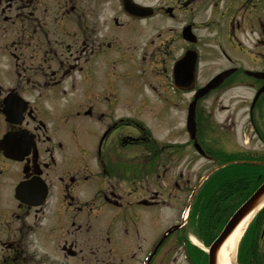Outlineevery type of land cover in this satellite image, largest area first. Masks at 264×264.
Here are the masks:
<instances>
[{"label": "flooded vegetation", "instance_id": "af4514ba", "mask_svg": "<svg viewBox=\"0 0 264 264\" xmlns=\"http://www.w3.org/2000/svg\"><path fill=\"white\" fill-rule=\"evenodd\" d=\"M186 54L205 64L197 75L231 70L208 94L255 95L264 78L247 71L264 73V0H0V264H167L178 248L186 264H207L180 210L160 229L166 209L178 211V188L184 201L194 187L189 173L179 185L189 154L173 132L152 138L114 83L121 63L123 77L133 64L143 84H172ZM76 76L85 85L69 103ZM263 97L247 106L249 119ZM255 154L264 157V144ZM89 177L97 187L86 196ZM92 215L112 227L105 239L87 236Z\"/></svg>", "mask_w": 264, "mask_h": 264}, {"label": "rangeland", "instance_id": "374dc122", "mask_svg": "<svg viewBox=\"0 0 264 264\" xmlns=\"http://www.w3.org/2000/svg\"><path fill=\"white\" fill-rule=\"evenodd\" d=\"M137 31L138 29L134 27V35L137 34ZM199 33L201 34V36H207V33L203 30L199 31ZM140 40H142V38H140ZM104 53V56L106 57H116L113 49L106 50ZM117 66L122 73L121 76L115 78L114 82L116 88L118 89L117 92L119 93V104H121V102L123 101V96L127 97V101L131 98V105L133 110L135 111L136 120L140 119V122H144L146 126L150 127L149 129L152 138L158 140L164 136L167 137L170 135L169 132H173L178 135V139L182 142L183 145V151L189 154V156L184 157L182 161L183 163L181 170L183 175L179 180V185H184L182 182L185 183V179L188 177V173L190 174L189 185L195 184L198 180L206 175L208 170L213 167V162L207 163L202 158H199L197 156L191 144L192 141L189 139L185 131L186 105L191 99L192 93H180L179 96V94L173 90L172 84H170L169 81L157 80L153 78L149 81L145 80L146 83L145 85H143L144 76L141 73L143 70L142 68L136 69V65L130 64V67L126 72L127 76L123 77L126 66L121 63ZM96 69L97 68H95V70ZM212 74L213 73L211 72H206V70L202 71L201 75L199 74L200 76L197 79V83L199 85L203 84L211 77ZM100 82L102 83V81ZM84 85L85 83L80 81L79 76H76L74 86L66 96V99L69 103H74L81 99L80 91L82 90ZM212 93L208 94L207 97H204L198 103V113L200 114V112L202 111L205 112L204 114L200 115V133L207 147L215 150V152H210V154L213 155V160L219 161L216 156H219L223 153V151H221L218 147L221 139L224 140L225 138H228L230 139V141H235L234 149L232 144L229 148L230 150H236V152L243 153L244 149H246L247 146H249V148L260 147V141H258L256 132L264 131V99L261 104V109L256 110V108H254L255 112L253 111V117L251 122L249 123V121L247 120L248 108H246L245 106H247L251 101L252 93L250 90H248V88L239 87L232 88L230 90L227 89L221 92H214L213 94ZM98 105L102 106L105 105V103L101 101L100 103H98ZM236 106L242 107L235 110ZM228 116H231L230 120L227 119ZM261 118H263V123L260 125L259 121ZM83 123L86 126H89L91 123H95V121L85 118L83 119ZM253 126L254 129L252 128ZM172 171H174V168H172ZM96 187L97 185L95 182V178L89 177L87 180V185L82 186L81 189L84 190L86 196H91V194L94 193ZM234 188L235 186L223 188L221 190V192L223 193L222 195L230 197L232 201H238L239 198H237V195L239 193L236 191L234 193H231ZM185 194L186 192L182 191V187H179L177 191L179 201L178 211L176 210L177 212L175 215L174 211L168 207V209H166L164 218V221L166 223L163 226L161 224L160 229L164 228L166 225H169L171 222H174L175 218L178 217V212L181 208V204ZM194 203L195 201L191 203V212L188 218L186 220H182L184 223V232L186 238H188V241L189 236L191 238L194 235L192 229L194 228L193 224L200 216V211L195 210L196 204L194 205ZM231 206L232 205H230L229 207ZM105 213L107 212L102 213L101 216H103ZM209 216L213 218L214 215ZM90 217L92 218L90 220L92 221V226H89V232H87V236H91L92 238H94L101 235L105 239L106 235H109V230L112 227L109 225H104V227L103 224L105 222L103 224H100L99 222L103 221V219L96 220L93 215ZM146 221L147 222L145 226L149 225V228L145 227V229L147 233H150L151 235L155 231L156 226L151 225V223L153 222L151 217H148ZM206 223H208V221H206ZM112 233L113 229L110 233V236ZM204 245L205 244L200 241L199 244H197V246L201 249L206 248ZM167 264H186L184 255L180 253L179 248L177 249V251L173 252V257H170L168 259Z\"/></svg>", "mask_w": 264, "mask_h": 264}, {"label": "trees", "instance_id": "16d2710c", "mask_svg": "<svg viewBox=\"0 0 264 264\" xmlns=\"http://www.w3.org/2000/svg\"><path fill=\"white\" fill-rule=\"evenodd\" d=\"M229 158L230 157H226L220 162L222 163ZM263 179L264 172H258L256 166L250 164L234 163L216 171L206 184V187H211L205 188L204 192L206 193L207 203L209 205L207 208L208 214H218V216L216 222L207 226L206 232L211 233L212 229L221 226L219 224L223 223L234 208L240 204ZM232 186H235V188L231 193H234L235 191L238 192L239 194L237 195V198H239V200L232 201L229 197L227 198L228 205H225L224 200L226 199V196L222 195L223 193L221 190ZM230 205L232 206L229 207ZM258 218L264 220V207L257 213L252 223H250L241 240L238 251L239 264H262L256 258V253L260 248L259 235L261 229V223ZM205 223L204 220H200L201 226Z\"/></svg>", "mask_w": 264, "mask_h": 264}, {"label": "water", "instance_id": "95a60500", "mask_svg": "<svg viewBox=\"0 0 264 264\" xmlns=\"http://www.w3.org/2000/svg\"><path fill=\"white\" fill-rule=\"evenodd\" d=\"M187 64V62H184ZM192 64V62H191ZM181 63H176L175 65V83L182 87L184 86H191L193 83V76L191 74L188 77H184L181 74ZM229 72L226 71L213 80H211L208 84L204 87L198 89L196 92L193 101L190 103L188 107V124L187 129L190 132L191 136L194 137L195 134V124H194V108L196 105V101L198 98L205 95L211 88L218 85L221 80L228 74ZM254 75H258V73H254ZM264 204V181L257 187V189L239 206V208L233 213L231 218L228 220L226 225L224 226L223 230L221 231L220 235L215 239L212 245L209 248V263L208 264H216V252L221 243L224 239L230 234V232L235 228V226L240 222L242 218H244L248 213H250L256 207H260Z\"/></svg>", "mask_w": 264, "mask_h": 264}, {"label": "bare ground", "instance_id": "6f19581e", "mask_svg": "<svg viewBox=\"0 0 264 264\" xmlns=\"http://www.w3.org/2000/svg\"><path fill=\"white\" fill-rule=\"evenodd\" d=\"M258 209L256 207L250 213H248L240 222L235 226V228L230 232V234L224 239L216 252V264H236L235 256L237 251L238 242L255 211ZM192 242L197 243L196 239L192 238Z\"/></svg>", "mask_w": 264, "mask_h": 264}]
</instances>
